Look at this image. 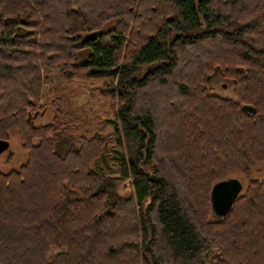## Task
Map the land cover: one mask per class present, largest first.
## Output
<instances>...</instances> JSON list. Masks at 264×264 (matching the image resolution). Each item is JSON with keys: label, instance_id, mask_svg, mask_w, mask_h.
Listing matches in <instances>:
<instances>
[{"label": "trees", "instance_id": "obj_1", "mask_svg": "<svg viewBox=\"0 0 264 264\" xmlns=\"http://www.w3.org/2000/svg\"><path fill=\"white\" fill-rule=\"evenodd\" d=\"M53 63L109 80L117 175L92 169L110 151L62 96L43 103ZM217 68L233 97L208 84ZM11 133L25 161L0 169V264H264V0H0ZM235 175L245 186L214 217L212 186Z\"/></svg>", "mask_w": 264, "mask_h": 264}, {"label": "rangeland", "instance_id": "obj_2", "mask_svg": "<svg viewBox=\"0 0 264 264\" xmlns=\"http://www.w3.org/2000/svg\"><path fill=\"white\" fill-rule=\"evenodd\" d=\"M43 103L56 96H62L70 111L76 117L74 125L80 132L87 130L98 133L105 142V149L110 151L106 160L93 161L92 169L106 174L117 175L119 168L117 157L114 153L116 142L114 128L110 120H115L113 97L104 90L109 80L104 78H85L74 76L69 79L61 78L59 67L53 63L43 66ZM214 93L222 97H233L232 81L221 75V70L216 69L207 80ZM54 112L46 107L39 111L34 119L36 124L48 123L51 121ZM9 147L0 154V169L7 171L17 168L25 161V153L20 148L18 138L15 133H11L8 138ZM66 140L62 138L56 145L55 150L61 153L66 148ZM252 176L264 179V165H257L252 169ZM242 184V190L246 179L235 175ZM231 178V177H229ZM116 192L121 196H126L132 192L130 180L120 182L116 187ZM242 192V191H241ZM240 192V193H241ZM55 251L52 252L54 254Z\"/></svg>", "mask_w": 264, "mask_h": 264}, {"label": "water", "instance_id": "obj_3", "mask_svg": "<svg viewBox=\"0 0 264 264\" xmlns=\"http://www.w3.org/2000/svg\"><path fill=\"white\" fill-rule=\"evenodd\" d=\"M8 147V141L0 139V154L7 150ZM241 191L242 184L234 177L216 182L212 186L210 192L212 215L214 217H221L227 214L235 198L240 194Z\"/></svg>", "mask_w": 264, "mask_h": 264}, {"label": "flooded vegetation", "instance_id": "obj_4", "mask_svg": "<svg viewBox=\"0 0 264 264\" xmlns=\"http://www.w3.org/2000/svg\"><path fill=\"white\" fill-rule=\"evenodd\" d=\"M210 78V77H209Z\"/></svg>", "mask_w": 264, "mask_h": 264}]
</instances>
